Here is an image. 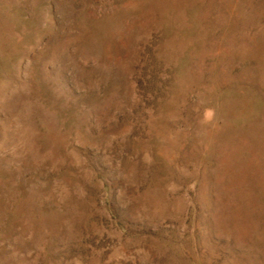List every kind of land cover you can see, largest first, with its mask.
<instances>
[{
  "label": "rangeland",
  "instance_id": "1",
  "mask_svg": "<svg viewBox=\"0 0 264 264\" xmlns=\"http://www.w3.org/2000/svg\"><path fill=\"white\" fill-rule=\"evenodd\" d=\"M0 264H264V0H0Z\"/></svg>",
  "mask_w": 264,
  "mask_h": 264
}]
</instances>
